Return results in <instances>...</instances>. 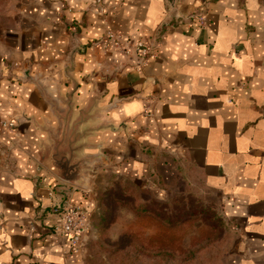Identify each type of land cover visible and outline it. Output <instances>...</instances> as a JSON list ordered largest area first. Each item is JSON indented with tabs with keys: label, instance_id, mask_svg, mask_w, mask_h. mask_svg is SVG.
<instances>
[{
	"label": "crops",
	"instance_id": "0c3cea01",
	"mask_svg": "<svg viewBox=\"0 0 264 264\" xmlns=\"http://www.w3.org/2000/svg\"><path fill=\"white\" fill-rule=\"evenodd\" d=\"M95 9L19 0L0 30V264H90L55 208L91 216L108 173L161 201L202 188L235 237L220 264H264V0ZM195 11L205 28L175 23ZM109 30L153 43L156 59L137 68L102 44Z\"/></svg>",
	"mask_w": 264,
	"mask_h": 264
},
{
	"label": "rangeland",
	"instance_id": "374dc122",
	"mask_svg": "<svg viewBox=\"0 0 264 264\" xmlns=\"http://www.w3.org/2000/svg\"><path fill=\"white\" fill-rule=\"evenodd\" d=\"M18 5L0 0V30L12 26ZM95 191L90 264H220L232 248L235 237L202 188L173 186L161 201L146 184L108 173Z\"/></svg>",
	"mask_w": 264,
	"mask_h": 264
},
{
	"label": "built area",
	"instance_id": "2783aa9c",
	"mask_svg": "<svg viewBox=\"0 0 264 264\" xmlns=\"http://www.w3.org/2000/svg\"><path fill=\"white\" fill-rule=\"evenodd\" d=\"M93 4L97 7L96 12L101 14L102 10L98 7L104 6V0H93ZM179 18V17H178ZM179 26H198L206 27V17L200 11H195L185 18H179L175 22ZM105 47L112 45L120 55L127 60L135 61L137 68L146 66L149 62L156 59V49L153 43L149 41H141L135 45H130L122 35L109 30L102 40ZM5 129H13L15 122H5L2 124ZM55 212L60 216L62 222V235L69 241L71 252L79 254L85 249V243L91 229L90 213L80 205L56 206Z\"/></svg>",
	"mask_w": 264,
	"mask_h": 264
}]
</instances>
